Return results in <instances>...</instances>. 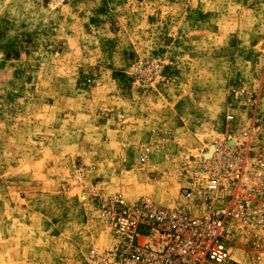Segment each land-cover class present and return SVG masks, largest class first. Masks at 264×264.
Segmentation results:
<instances>
[{"label":"rangeland","instance_id":"374dc122","mask_svg":"<svg viewBox=\"0 0 264 264\" xmlns=\"http://www.w3.org/2000/svg\"><path fill=\"white\" fill-rule=\"evenodd\" d=\"M250 126L264 154V0H0V264H88L104 200L180 206Z\"/></svg>","mask_w":264,"mask_h":264},{"label":"built area","instance_id":"2783aa9c","mask_svg":"<svg viewBox=\"0 0 264 264\" xmlns=\"http://www.w3.org/2000/svg\"><path fill=\"white\" fill-rule=\"evenodd\" d=\"M257 133L250 126L232 140L214 141L200 186L184 188L180 206L104 200L111 245L92 251L88 264H235V238L264 224V154Z\"/></svg>","mask_w":264,"mask_h":264}]
</instances>
